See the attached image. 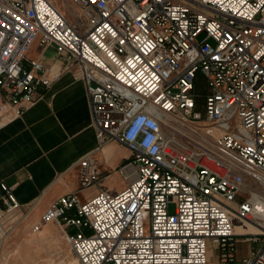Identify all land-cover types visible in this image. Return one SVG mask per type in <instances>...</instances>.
<instances>
[{
    "label": "built area",
    "instance_id": "1",
    "mask_svg": "<svg viewBox=\"0 0 264 264\" xmlns=\"http://www.w3.org/2000/svg\"><path fill=\"white\" fill-rule=\"evenodd\" d=\"M69 2L75 21L54 0H0V117L22 113L53 80L29 55L37 42L84 81L97 148L115 140L130 156L117 167L120 190L62 195L33 229L56 221L79 264H205L209 241L234 261L237 236L260 244L242 262L264 264V0ZM139 117L156 127L130 141ZM93 152L78 161L80 189L102 174ZM19 207L0 175L1 232Z\"/></svg>",
    "mask_w": 264,
    "mask_h": 264
},
{
    "label": "crops",
    "instance_id": "2",
    "mask_svg": "<svg viewBox=\"0 0 264 264\" xmlns=\"http://www.w3.org/2000/svg\"><path fill=\"white\" fill-rule=\"evenodd\" d=\"M29 55L40 57L53 80L26 110L0 120V175L13 188L20 202V207L11 216L6 215L1 225L4 231H0L2 264L5 256L2 258L1 254L8 252L21 256L8 257V261H13L11 264H34L33 257L39 258L35 251L38 245L42 246V259L51 250L72 251L66 239L64 243L54 239L63 235L56 221L44 224L38 231L33 229L34 225L47 207L62 195L75 192L85 199L100 190L111 193L120 190L124 181L117 167L130 156L129 149L115 140L97 148L86 85L82 79L75 78L72 71L63 69L54 48L42 49L35 42ZM25 65L29 66L28 62L25 61ZM91 151L99 160L102 174L95 184L80 189L78 161ZM236 226V231L244 230L237 221ZM247 230L252 229L248 227ZM259 246L237 236L235 260L224 261L218 246L209 241L205 264H244L243 259L251 256ZM69 253L62 255L69 256Z\"/></svg>",
    "mask_w": 264,
    "mask_h": 264
},
{
    "label": "rangeland",
    "instance_id": "3",
    "mask_svg": "<svg viewBox=\"0 0 264 264\" xmlns=\"http://www.w3.org/2000/svg\"><path fill=\"white\" fill-rule=\"evenodd\" d=\"M54 1L58 5V7L60 8V10L65 13V15L67 16V18L69 20H71V21L74 20L75 21V19L77 18V16H76L77 9L74 8V7H72L70 5L69 0H54ZM202 37H203V34H201L198 37V40H200ZM203 90H205V86H204V84L202 82L201 87L199 88V91L203 92ZM7 118H8V115H3L2 117H0V120H5ZM164 128H165L166 131L168 130V127H164ZM174 207H175V203L174 202H170V204H169V210L170 211H173L174 210ZM9 216H11V214ZM12 218L13 217H11V219ZM147 230H148V225L146 224V231ZM36 241H38V239H36ZM57 241L64 243L66 240H65V238L62 235V236H60L59 239H57ZM213 246H216V245L213 243ZM40 247H42V246L41 245H38V248L39 249L35 250L36 253L39 254V258L36 259L37 257H35V256L33 257L35 259L34 260V264H66V261L68 262V259H69L70 256H73V257L76 258V256L73 253V251H65V250L57 251V250H51L50 253L48 251L46 253V255H45V258L42 259L41 253L43 251L40 249ZM63 252H70L69 253V256L62 255ZM1 255H2V258H3V256H5V260H3V263L4 264H11V263H13V261H11V260L8 261V257H15V258L21 257L20 254H17V253L11 254L10 252H8V254H6V255H3V254H1ZM64 258H67V260L64 259ZM76 260H77V258H76ZM14 262H16V261H14ZM67 264H79V263H78V261H76V262L67 263Z\"/></svg>",
    "mask_w": 264,
    "mask_h": 264
},
{
    "label": "clouds",
    "instance_id": "4",
    "mask_svg": "<svg viewBox=\"0 0 264 264\" xmlns=\"http://www.w3.org/2000/svg\"><path fill=\"white\" fill-rule=\"evenodd\" d=\"M143 125H147V126L152 127V128L156 127L155 122L153 120L146 118V117H139L134 122V125H133L131 131L128 133L127 138L130 141L134 140L137 132L141 129V126H143ZM156 140H157L156 136L148 135L143 141L144 150L149 151V152L156 151V148H155Z\"/></svg>",
    "mask_w": 264,
    "mask_h": 264
},
{
    "label": "bare ground",
    "instance_id": "5",
    "mask_svg": "<svg viewBox=\"0 0 264 264\" xmlns=\"http://www.w3.org/2000/svg\"><path fill=\"white\" fill-rule=\"evenodd\" d=\"M0 113H1V110H0ZM160 113L162 114V119L169 124V133H168V136L169 134H173V127H174V124H172L170 121H169V118L171 117V115L169 113H166V112H163V111H160ZM171 125V126H170ZM240 226V225H239ZM248 227H250L252 230L251 231H254L256 230V228L252 225H248ZM236 229H237V226H236ZM237 231H240V230H237ZM60 236H55L54 239H59ZM43 239H38V241H42ZM67 260V258H64ZM76 258L73 257V256H70L69 259H68V262L66 261V264L67 263H72V262H76Z\"/></svg>",
    "mask_w": 264,
    "mask_h": 264
},
{
    "label": "trees",
    "instance_id": "6",
    "mask_svg": "<svg viewBox=\"0 0 264 264\" xmlns=\"http://www.w3.org/2000/svg\"><path fill=\"white\" fill-rule=\"evenodd\" d=\"M204 84V81L199 78L197 81H196V85H195V89H196V92H197V99H196V102H197V108L198 109H201L202 108V104H203V101H204V98H205V95L207 93V88L205 86V90H203V92L199 91V88L201 87V84Z\"/></svg>",
    "mask_w": 264,
    "mask_h": 264
}]
</instances>
